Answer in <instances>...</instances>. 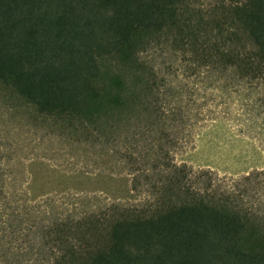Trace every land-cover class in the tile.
I'll list each match as a JSON object with an SVG mask.
<instances>
[{"label": "trees", "instance_id": "obj_1", "mask_svg": "<svg viewBox=\"0 0 264 264\" xmlns=\"http://www.w3.org/2000/svg\"><path fill=\"white\" fill-rule=\"evenodd\" d=\"M230 103L264 116V0H0V106L140 197L30 199L0 146L5 264H264V168L174 159Z\"/></svg>", "mask_w": 264, "mask_h": 264}, {"label": "rangeland", "instance_id": "obj_2", "mask_svg": "<svg viewBox=\"0 0 264 264\" xmlns=\"http://www.w3.org/2000/svg\"><path fill=\"white\" fill-rule=\"evenodd\" d=\"M219 111L220 116L198 121L188 141L175 148V161L212 169L220 179H237L254 168H264V116H245L233 103L221 105ZM0 146L17 184L24 191L30 185V199L87 195L104 203L140 198L130 191L128 169L115 164L111 154L73 146L24 126L1 106ZM5 249L3 239L0 264H5Z\"/></svg>", "mask_w": 264, "mask_h": 264}]
</instances>
